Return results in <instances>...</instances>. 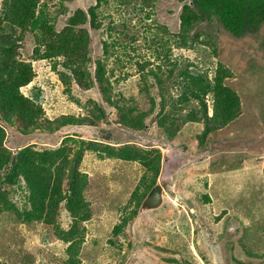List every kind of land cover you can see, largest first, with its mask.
Listing matches in <instances>:
<instances>
[{
  "label": "trees",
  "instance_id": "trees-1",
  "mask_svg": "<svg viewBox=\"0 0 264 264\" xmlns=\"http://www.w3.org/2000/svg\"><path fill=\"white\" fill-rule=\"evenodd\" d=\"M69 1L72 0H0V231L12 235L23 225L29 230L41 229L45 231L44 246H61L57 254L41 250V262H36L32 254L21 264H81L86 242L84 224L94 214L89 201L91 178L80 168L87 151L137 164L142 171L123 212L135 209L113 230L115 236L137 216L143 200L157 185L162 158L159 149L141 150L130 144L113 149L117 147L83 141L78 135L65 136L58 144L52 142L51 148L38 142L20 146L22 138L86 125L108 132L109 126L117 125L147 132L149 126L156 124L168 142L184 137L190 146L195 141L196 152H201L206 150L209 135H225L223 130L241 116L255 113L264 119L259 108L264 104V59L260 54L253 53L250 82L244 90V81L232 83L234 71L219 59L216 41L208 45L214 50L212 57L218 60L215 70L212 60L204 63L211 55L201 49V45H206L204 35H210L204 25L217 38H222L223 29L229 39L237 41L262 33L264 0H175L182 7L176 33L155 20L156 6L164 0H92L74 11L69 10ZM64 18L65 27L59 29V21ZM96 33L104 36L100 55L95 53ZM29 36L35 46L26 61L22 50ZM142 45H146V56L139 54ZM234 49L239 50L238 46ZM194 52L208 59H200L199 53V59L187 55ZM40 64L50 65L82 115L66 114L53 119L47 115L42 105L46 92L33 85L38 75L36 66ZM74 91L95 93L96 98L84 106ZM9 131H18L22 137L14 139ZM224 167H228L227 176L238 174L243 184L250 180L259 183V188L251 185L252 197L244 205L251 199L257 203L254 195L258 193L260 200L264 175L258 180L256 170H245L239 164ZM180 197L187 208L194 210L189 213L199 226L196 229L200 239L204 226L198 224L196 204ZM217 206L219 210L221 204ZM167 208L165 204L158 211ZM184 212L181 230L173 229L171 234L174 231L179 237L189 235V216ZM223 216L226 218L220 222ZM215 220L220 231L215 249L221 264H247L232 250L221 249V242L230 231L242 238L249 257H264V202L248 210L236 205L230 214L222 210ZM185 244L175 247L181 257L178 262L194 264L195 257Z\"/></svg>",
  "mask_w": 264,
  "mask_h": 264
},
{
  "label": "rangeland",
  "instance_id": "rangeland-1",
  "mask_svg": "<svg viewBox=\"0 0 264 264\" xmlns=\"http://www.w3.org/2000/svg\"><path fill=\"white\" fill-rule=\"evenodd\" d=\"M89 3H92V0H72L67 4L69 10L74 11L79 6H88ZM181 8V5L175 0L159 2L156 6L155 20L160 24L168 25V28L176 33L179 29ZM65 24L66 18L60 20L59 29L64 28ZM204 27L205 32L207 31L210 35H204L206 45H201V49L202 51L207 49L211 57L209 59L208 56L202 57V53L199 52L200 56L197 52H194L193 55H187L208 59V62L205 61L204 63H210L212 60L214 64H210L215 70L218 60L214 55L212 57L214 50L212 49V52L211 46L208 45L211 41H216L219 48V59L234 71L236 80L233 79L232 83L238 84L244 81L246 86L243 89L245 90L250 82L248 74L251 72V61L253 63L255 61L253 60V53L258 52L264 59V28L259 35L237 41L229 39L230 37L223 29H221L222 38H217L214 35L215 32L206 25ZM93 39L95 53L100 55L104 36L96 33L93 35ZM207 40H209V44H207ZM260 45L261 48H259ZM34 46L33 39L29 36L22 50L24 60L29 61ZM235 46H238V51L234 49ZM145 47L146 45H142L141 51H139L142 56L148 55ZM36 69L38 75L33 85L41 86L46 92V100L42 105L47 111V115L51 119L66 114L82 115L78 104L65 94V87L59 81L58 75L51 70L50 65L40 64L36 66ZM30 88L31 86L27 87L24 93L28 94ZM74 95L84 106H87L88 101H94L96 98L95 93L83 94L74 91ZM259 108L261 114L264 115V104ZM209 113L211 115V109ZM263 122V118L256 117L255 113H250L241 116L239 120L237 119L229 125L227 130H223L226 132L225 135L221 137L209 135L206 150L210 153L211 149V154L206 150L196 152V142L193 141L192 146H190L191 142H188L184 137L179 141L171 140L168 142L163 134H159L156 124L149 126L147 132H134L119 125L114 128L109 126V132L113 135L110 142L118 144L113 145V147H117L113 149H119L123 145L130 144L141 150L159 149L161 151V171L157 176L156 186L163 188L165 204L168 208L163 212L162 210L155 213L150 212L138 223H136L137 214L125 228L119 230L120 234L115 236L113 230L117 229L116 227L121 223L124 216L129 215L135 209L132 207L123 212L128 197L133 192L142 171L137 164L119 162L100 152L87 151L80 168L83 173L91 178L89 188L92 197L89 201L94 214L92 220L84 224L86 242L82 249L81 264H179L178 259L181 257L178 256V250H175V247H179L184 242L195 257L196 262L194 264H221L220 259H217L215 249L219 244L217 237L220 234L217 229L218 222L215 219L220 217L222 210H227V214L232 213L236 209V205L244 206L248 210L251 206L264 202V192H262L260 200L258 193L254 195L257 198V203L251 199L250 203L244 205L245 200L249 201V198L252 197L251 185L259 188V183L250 180L243 184L238 174L227 176L228 167L224 166L239 164V167L245 170H256L258 180L264 175ZM253 125H257V129L256 126L252 127ZM80 129L81 127H68L52 135L40 133L35 134L32 139L24 137L21 139L22 145L20 146L38 142L39 145L51 148L54 146L52 142L58 144L68 135H78L83 141H91L92 139ZM9 134L10 137L13 134L14 139L22 137L18 131H9ZM246 154L252 157L246 156ZM180 196L187 197L196 204L194 209L197 210L200 219L198 224L204 226L202 231L204 235H200V239L196 229L198 225L189 213H193L194 210L187 208ZM218 204H221L219 210H217ZM184 211L189 216L187 219L191 228L188 236L182 234L179 237L174 231L171 234V231L173 229L181 230V224H184L183 215L185 214H182L185 213ZM62 216L65 217L64 214ZM225 218L226 216H223L220 222H223ZM44 235V230H29L24 225L12 235L0 231V262L2 264H21L26 257L32 254L36 257V262H41L44 257L41 250H44L45 254L46 252L50 254L56 252L55 254H57L58 250L61 249L60 244L57 248L44 246L42 242ZM171 235L175 237L172 238ZM241 242L242 238L236 236L234 231H230L223 238L221 249L230 252L232 250L231 253L234 256L246 261L247 264H264V257L262 256L249 257ZM36 246L40 249H35ZM208 254L211 257L210 260ZM202 255L206 256L207 259Z\"/></svg>",
  "mask_w": 264,
  "mask_h": 264
},
{
  "label": "water",
  "instance_id": "water-1",
  "mask_svg": "<svg viewBox=\"0 0 264 264\" xmlns=\"http://www.w3.org/2000/svg\"><path fill=\"white\" fill-rule=\"evenodd\" d=\"M80 130L93 140L109 142L111 138V133L102 131L97 127L83 126ZM164 202V190L160 186L152 188L141 204L136 223L142 221L146 214L160 210L163 207Z\"/></svg>",
  "mask_w": 264,
  "mask_h": 264
},
{
  "label": "clouds",
  "instance_id": "clouds-1",
  "mask_svg": "<svg viewBox=\"0 0 264 264\" xmlns=\"http://www.w3.org/2000/svg\"><path fill=\"white\" fill-rule=\"evenodd\" d=\"M86 126H88V125H86ZM79 127H83V126H79ZM94 127V126H93ZM103 131V130H102ZM106 132V131H105ZM110 133V132H109ZM111 139V138H110ZM91 141H97V142H101V143H104V144H109V145H117V144H115V143H112V142H103V141H99V140H91ZM163 189V188H162ZM164 197H165V192H164Z\"/></svg>",
  "mask_w": 264,
  "mask_h": 264
}]
</instances>
